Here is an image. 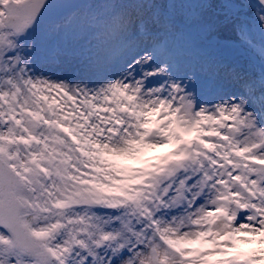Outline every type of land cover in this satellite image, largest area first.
<instances>
[{
	"label": "snow or ice",
	"instance_id": "6c2138e0",
	"mask_svg": "<svg viewBox=\"0 0 264 264\" xmlns=\"http://www.w3.org/2000/svg\"><path fill=\"white\" fill-rule=\"evenodd\" d=\"M0 264H264V0H0Z\"/></svg>",
	"mask_w": 264,
	"mask_h": 264
},
{
	"label": "rangeland",
	"instance_id": "374dc122",
	"mask_svg": "<svg viewBox=\"0 0 264 264\" xmlns=\"http://www.w3.org/2000/svg\"><path fill=\"white\" fill-rule=\"evenodd\" d=\"M257 39H259V34L257 33Z\"/></svg>",
	"mask_w": 264,
	"mask_h": 264
}]
</instances>
